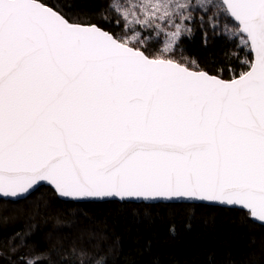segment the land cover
<instances>
[{
    "label": "snow or ice",
    "instance_id": "snow-or-ice-1",
    "mask_svg": "<svg viewBox=\"0 0 264 264\" xmlns=\"http://www.w3.org/2000/svg\"><path fill=\"white\" fill-rule=\"evenodd\" d=\"M93 2L80 20L79 0H0V198L46 184L53 204L212 202L264 225V0ZM197 30L244 58L201 68ZM68 256L109 264L101 243Z\"/></svg>",
    "mask_w": 264,
    "mask_h": 264
},
{
    "label": "trees",
    "instance_id": "trees-1",
    "mask_svg": "<svg viewBox=\"0 0 264 264\" xmlns=\"http://www.w3.org/2000/svg\"><path fill=\"white\" fill-rule=\"evenodd\" d=\"M79 3L74 19L101 7L93 0ZM184 47L207 70L222 56L221 44L209 35L205 46L198 30ZM54 199L41 187L17 202L0 200V264H21V256L36 254H43L44 264H63L74 247L97 243L109 264H264V226L244 220L237 209Z\"/></svg>",
    "mask_w": 264,
    "mask_h": 264
},
{
    "label": "rangeland",
    "instance_id": "rangeland-1",
    "mask_svg": "<svg viewBox=\"0 0 264 264\" xmlns=\"http://www.w3.org/2000/svg\"><path fill=\"white\" fill-rule=\"evenodd\" d=\"M221 28H223V24L221 25ZM209 35L211 36V40L214 39V41H217L221 44V57H224L227 54L228 56L232 57L234 63L236 64H239V60H236L235 57L232 56L233 52L238 54L240 59L244 58V53L240 52L239 48H236L232 43H230L225 36L213 37L211 33ZM237 70L239 71L240 69L238 68Z\"/></svg>",
    "mask_w": 264,
    "mask_h": 264
},
{
    "label": "water",
    "instance_id": "water-1",
    "mask_svg": "<svg viewBox=\"0 0 264 264\" xmlns=\"http://www.w3.org/2000/svg\"><path fill=\"white\" fill-rule=\"evenodd\" d=\"M41 187H46V188H49L46 184H42L39 188ZM35 191H33L32 193H34ZM31 193V194H32ZM30 194V195H31ZM28 195V196H30ZM28 196L24 197V198H19V199H14V198H0V200H6V201H11V202H17V201H20V200H23L25 198H27ZM63 201V200H61ZM109 200H105V201H97V202H108ZM68 202H71V201H68ZM117 202H120V201H117ZM80 203H91V202H80ZM131 203H136V202H131ZM145 204V203H144ZM147 204H202V205H207V206H216V207H222V208H229V209H236V208H231V207H227V206H221L219 205L218 203H212V202H201V201H185V202H180V203H176V202H160V203H147ZM255 222V221H253ZM259 225H262L261 223L259 222H255ZM264 226V225H262Z\"/></svg>",
    "mask_w": 264,
    "mask_h": 264
}]
</instances>
